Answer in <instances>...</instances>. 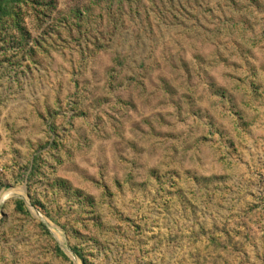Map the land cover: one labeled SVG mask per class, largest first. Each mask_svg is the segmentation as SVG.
Wrapping results in <instances>:
<instances>
[{
	"label": "rangeland",
	"instance_id": "1",
	"mask_svg": "<svg viewBox=\"0 0 264 264\" xmlns=\"http://www.w3.org/2000/svg\"><path fill=\"white\" fill-rule=\"evenodd\" d=\"M6 7L0 264H264V0Z\"/></svg>",
	"mask_w": 264,
	"mask_h": 264
},
{
	"label": "trees",
	"instance_id": "2",
	"mask_svg": "<svg viewBox=\"0 0 264 264\" xmlns=\"http://www.w3.org/2000/svg\"><path fill=\"white\" fill-rule=\"evenodd\" d=\"M6 4H7V0H0V14L1 15L8 13L6 12V9H7ZM18 208L20 210L24 209V202L22 200L18 202Z\"/></svg>",
	"mask_w": 264,
	"mask_h": 264
},
{
	"label": "water",
	"instance_id": "3",
	"mask_svg": "<svg viewBox=\"0 0 264 264\" xmlns=\"http://www.w3.org/2000/svg\"><path fill=\"white\" fill-rule=\"evenodd\" d=\"M31 206V205H30Z\"/></svg>",
	"mask_w": 264,
	"mask_h": 264
}]
</instances>
